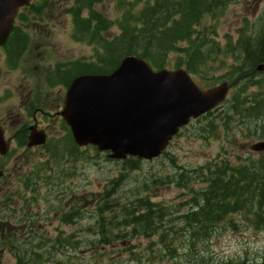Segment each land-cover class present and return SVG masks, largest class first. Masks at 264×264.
Wrapping results in <instances>:
<instances>
[{"label":"rangeland","instance_id":"rangeland-1","mask_svg":"<svg viewBox=\"0 0 264 264\" xmlns=\"http://www.w3.org/2000/svg\"><path fill=\"white\" fill-rule=\"evenodd\" d=\"M33 4L43 24L40 29H35V33L34 28L24 26L23 29L30 36L32 48L37 45L35 41L39 42V38H35L37 32L42 34L40 40L48 48L45 54L52 51L50 61H54V65H70L76 59L90 61L101 53L94 43L74 38L70 12L74 0H38ZM121 8L119 0H98L91 7L110 24L102 32L107 40L118 35ZM76 11L82 19L89 16L87 8L83 12ZM33 15L32 6L21 12L23 20L32 21ZM262 16L264 0H239L227 6L218 18L206 21L205 26L213 27L215 41L223 45L228 39L235 41L239 29L254 25ZM35 54L28 57L29 62L32 58L35 61L30 64H36ZM173 59L170 55L169 64L164 69H176ZM1 64L0 50V68ZM225 64L229 65L230 59ZM209 66L215 69L220 65L211 62ZM1 75L0 91H7L5 84L8 83L11 98L18 103L19 81L16 76L12 75L10 80V75L5 77L4 71ZM226 75V69L221 66L204 74L205 81L191 77L199 87L206 89L227 82ZM254 90L252 88L247 93ZM235 91L232 88L225 103L210 115L183 128L166 151L151 161L111 160L108 153H99L93 148L53 151L52 155L47 151L31 154L28 165L34 160L33 156L39 155L38 170L33 179L40 185L32 194L38 196L35 206L40 232L39 239L30 237L28 242L34 246V254L39 255L35 264H197L183 244L187 237L180 217L190 209V201L195 197L193 192L203 185L200 169L205 173L208 166L224 161L230 165H247L249 161L264 156V153L250 151L252 145L264 141V118L241 119L230 113L227 116L230 118L226 119L223 115L230 111V99ZM11 101L13 99L0 107V118L7 112V104ZM224 119L226 124L222 122ZM209 127L210 131L206 132ZM69 152L73 156H69ZM17 153L23 154L24 151H14L12 156ZM180 175L186 180L183 182L185 186L179 182ZM16 187V184L8 186L9 195H17L13 192ZM139 198H146L164 213L157 233L150 237L140 232L131 234V226L125 229L121 226L124 214L120 208L132 205ZM228 220L233 226L217 227L203 247L201 255L207 264H264V229L251 227L247 217L240 214L230 215ZM118 232L120 237L114 238ZM161 232H164V243ZM108 234L113 236L102 244L100 240ZM20 244L17 242L14 248L21 247ZM197 248V254H200V245ZM18 263L16 253L9 252L1 264Z\"/></svg>","mask_w":264,"mask_h":264},{"label":"trees","instance_id":"trees-1","mask_svg":"<svg viewBox=\"0 0 264 264\" xmlns=\"http://www.w3.org/2000/svg\"><path fill=\"white\" fill-rule=\"evenodd\" d=\"M74 1L70 10L74 38L94 43L101 53L93 60H78L72 64V77L107 74L127 55L142 58L159 70L169 64L172 55L175 68L184 67L190 75L204 81V74L221 66L226 69L225 78L236 89L230 99V111L223 113L226 119L230 118L227 117L230 113L241 119L264 118V73L255 71L258 64L264 63V16L254 25L239 29L237 39L233 42L228 39L223 45L215 41L213 27L205 26L206 21L218 18L227 6L239 0H119L122 13L117 22L118 35L111 40L102 34L110 27L108 20L91 9L98 0ZM86 8L89 16L82 19L76 10L83 12ZM32 11L35 18H39L37 9L32 7ZM11 36L15 37V33ZM12 37L9 43L15 46ZM227 59L230 64L226 66ZM211 62L220 66L213 69L209 66ZM252 88L255 90L247 93ZM222 122L226 124L225 119ZM69 156L73 154L69 152ZM201 172L200 169L203 185L193 192L195 197L190 201V209L180 220L184 223L187 240L183 244L188 254L197 264H207L201 255L203 247L217 227L232 225L228 216H246L251 227L264 229V156L247 165L215 163L208 166L205 173ZM179 182L183 184L186 180L180 175ZM155 207L146 198L136 199L132 205L120 208L124 214L121 226L123 229L131 226V234L155 235L164 215L161 208ZM119 232L114 238L120 237ZM162 234L164 232L160 233L164 243ZM110 236L113 235H103L100 242L106 244ZM198 245L200 254H197Z\"/></svg>","mask_w":264,"mask_h":264},{"label":"water","instance_id":"water-1","mask_svg":"<svg viewBox=\"0 0 264 264\" xmlns=\"http://www.w3.org/2000/svg\"><path fill=\"white\" fill-rule=\"evenodd\" d=\"M30 0H0V46L21 7ZM264 72V63L255 67ZM223 82L202 90L187 71H154L143 59L125 56L107 75H82L67 89L61 116L77 146L110 152L109 159L152 160L161 155L179 128L221 104L230 89ZM31 145L42 144L32 134ZM264 152V142L251 147ZM7 152L0 128V154ZM0 172V176H1Z\"/></svg>","mask_w":264,"mask_h":264},{"label":"flooded vegetation","instance_id":"flooded-vegetation-1","mask_svg":"<svg viewBox=\"0 0 264 264\" xmlns=\"http://www.w3.org/2000/svg\"><path fill=\"white\" fill-rule=\"evenodd\" d=\"M15 22L17 24L12 31L15 37H11L16 45L10 44L8 40L0 47V83L1 71H4L5 77L9 74L10 80L15 75L19 81V90L16 92L18 103L11 98L13 96L8 83L5 84L7 91H0V107L7 100L13 99L7 104V112L0 118V127L9 147L6 155H0V171L3 172L0 177V264L9 252L16 253L18 264H35L38 255L34 254V246L28 242L30 237L39 239L40 232L39 215L35 206L38 196L32 194L40 185L39 181L36 183L33 179L38 170L39 155L33 156L31 165H28L29 157L39 151H47L51 155L53 151H81L85 148L76 147L70 129L60 115L71 81V74L67 72L70 65L63 63L64 67L61 68L50 61L53 53L51 51L45 54L48 48L40 40L42 34L39 32L35 36L36 39L39 38V42L35 41L37 45L34 48L29 43L30 36L26 38L22 35L27 33L24 26L34 28L35 33V29L42 26L43 20L16 19ZM22 39L25 41L21 42ZM34 52L37 62L30 64L31 61L35 62L33 58L30 62L28 60ZM30 134H35L36 139H44V143L28 146ZM14 151L24 153L12 156ZM13 184L17 185V189L13 191L17 195H9L8 186ZM17 242H21L22 246L15 249L14 244Z\"/></svg>","mask_w":264,"mask_h":264},{"label":"bare ground","instance_id":"bare-ground-1","mask_svg":"<svg viewBox=\"0 0 264 264\" xmlns=\"http://www.w3.org/2000/svg\"><path fill=\"white\" fill-rule=\"evenodd\" d=\"M146 1V0H145Z\"/></svg>","mask_w":264,"mask_h":264}]
</instances>
